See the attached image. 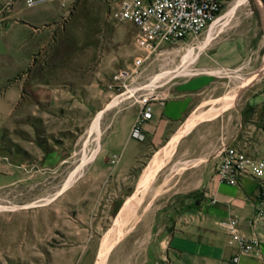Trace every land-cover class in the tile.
Segmentation results:
<instances>
[{
	"label": "rangeland",
	"instance_id": "374dc122",
	"mask_svg": "<svg viewBox=\"0 0 264 264\" xmlns=\"http://www.w3.org/2000/svg\"><path fill=\"white\" fill-rule=\"evenodd\" d=\"M235 1L228 0L198 39L154 48L119 86L114 75L145 52L135 42L131 23L108 19L103 0H74L53 26V40L31 62H26V51L7 43L3 18L12 0H0V264H95L101 238L120 211L121 219L134 223L106 264H134L133 255L145 253L150 241L155 211L171 191L187 186L184 180L199 164L210 163L209 156L227 142L230 131L240 128L247 154L264 159V44L253 35L264 0ZM234 3V12L226 14ZM216 45L222 52L233 46L245 59L241 69L226 68L217 77L223 97L208 110L204 106L207 114L199 116L215 118L181 135L153 182L139 186L140 173L179 129L171 139L172 132L164 137L126 175L121 210L87 227V221L79 220L87 214L86 202L71 201L70 194L89 188L85 174L106 130L122 112L138 107L140 94L166 101L172 84L196 73L198 52L211 53ZM257 56L261 65L255 70L252 59ZM251 99L261 104L251 106ZM257 185L263 222L256 236L264 264V178Z\"/></svg>",
	"mask_w": 264,
	"mask_h": 264
},
{
	"label": "crops",
	"instance_id": "0c3cea01",
	"mask_svg": "<svg viewBox=\"0 0 264 264\" xmlns=\"http://www.w3.org/2000/svg\"><path fill=\"white\" fill-rule=\"evenodd\" d=\"M73 1L43 0L28 5L26 0H12L3 18V27L8 32L7 43L26 51V62H31L34 53L53 40V26L69 11L67 7ZM235 3L226 14L236 8ZM258 13L261 25L256 19L253 35L262 37L258 43L263 45L264 7H259ZM206 39L210 40L211 34ZM219 48L216 45L211 53L198 52L195 57L196 73L178 81L176 86L172 84L170 97L163 103L155 104L152 119L143 125L142 140L129 135L140 104L128 113L122 112L119 120L106 130L85 174L89 188L72 190L70 194L71 201L86 202L84 210L87 214L80 215L79 220L87 221V227L101 225L98 221L109 219L108 214L115 217L121 210L127 198L124 200L122 193L125 177L150 149L161 144L170 132L171 139L186 120L203 114L205 110L201 109L204 106L208 110L209 106L220 103L222 82L217 77L223 69H241L245 57L244 52L233 46L225 48V52ZM252 60L257 64L255 70L259 69L261 57ZM260 100L251 99L249 103L251 106L261 104ZM214 116L200 118L191 131L200 129ZM239 131L240 128L230 131L227 142L247 153L240 143ZM209 159L210 163L199 164V169L184 180L186 187L171 191L166 196V203L155 211L150 241L145 253L133 255L134 264H233L232 257L239 252L235 239L219 225L223 218L236 217L239 232L245 237L261 234L263 221L259 216L258 180L243 176L237 185H227L215 174L219 159L215 151ZM261 262L259 257L240 253L237 264Z\"/></svg>",
	"mask_w": 264,
	"mask_h": 264
},
{
	"label": "built area",
	"instance_id": "2783aa9c",
	"mask_svg": "<svg viewBox=\"0 0 264 264\" xmlns=\"http://www.w3.org/2000/svg\"><path fill=\"white\" fill-rule=\"evenodd\" d=\"M43 0H26L33 4ZM107 17L114 21H126L135 28V42L145 54L134 57L131 66L121 68L114 75L117 85L125 84L137 69L143 66L154 48L163 44H176L196 40L220 15L228 0H103ZM114 87V86H113ZM158 98L151 94L138 95L139 112L129 135L137 140L144 138L143 125L152 119ZM159 103L164 100L159 99ZM216 154L219 156L215 174L227 185H237L241 177L264 178V159L248 156L244 150L222 141ZM214 201V199H213ZM219 225L228 236L235 239L238 254L232 257L237 264L238 255L254 257L263 255L258 237H245L239 232L236 217L223 218Z\"/></svg>",
	"mask_w": 264,
	"mask_h": 264
},
{
	"label": "bare ground",
	"instance_id": "6f19581e",
	"mask_svg": "<svg viewBox=\"0 0 264 264\" xmlns=\"http://www.w3.org/2000/svg\"><path fill=\"white\" fill-rule=\"evenodd\" d=\"M240 1L241 0L237 1V3H240ZM199 119V117H191L190 119L186 120L181 129H179L178 133L174 136V139L171 140V142L165 148L163 147L162 150H160L153 156L150 166H147V168L140 173V177L138 180L139 186L146 187L149 186L151 182H153L156 171L159 169L163 162L165 163L169 159V156L172 153V150H174L179 137L184 134L186 135L190 130H192V128L198 122ZM68 182L69 180L65 182L61 191H63L68 186ZM125 210L126 208L124 209V211ZM121 212L123 211H120V213L114 219L113 226L103 234L99 244V251L97 252L95 264H106L109 253L113 250L119 240L123 239V236L125 235L126 231L134 223V221H132L128 224L127 218L121 219Z\"/></svg>",
	"mask_w": 264,
	"mask_h": 264
}]
</instances>
